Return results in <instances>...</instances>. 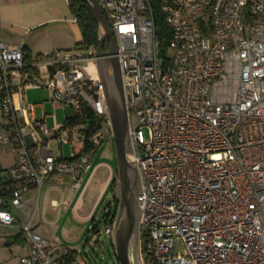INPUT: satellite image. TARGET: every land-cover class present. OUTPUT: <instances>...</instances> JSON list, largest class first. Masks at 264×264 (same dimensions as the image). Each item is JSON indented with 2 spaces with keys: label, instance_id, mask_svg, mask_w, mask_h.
<instances>
[{
  "label": "built area",
  "instance_id": "1",
  "mask_svg": "<svg viewBox=\"0 0 264 264\" xmlns=\"http://www.w3.org/2000/svg\"><path fill=\"white\" fill-rule=\"evenodd\" d=\"M98 3L115 41L128 121H137L129 133L141 182V264H264V0L165 2L166 61L147 0ZM96 59L92 47L25 61L22 46L0 41V151L12 160L0 169V228L25 240L21 264H87L35 231L26 195L36 202L53 176L77 192L101 133L85 150L86 127L48 130L23 92L44 87L54 105L74 104V115L86 107L108 126L97 74L87 72ZM49 135L57 158L46 149L51 138H40ZM11 210L24 214L21 224ZM112 224L99 231L89 218L87 230L110 237Z\"/></svg>",
  "mask_w": 264,
  "mask_h": 264
},
{
  "label": "crops",
  "instance_id": "2",
  "mask_svg": "<svg viewBox=\"0 0 264 264\" xmlns=\"http://www.w3.org/2000/svg\"><path fill=\"white\" fill-rule=\"evenodd\" d=\"M0 16V41L8 46H22L23 52L30 59L54 52L73 51L75 45L82 40L81 31L71 14L68 0H0ZM38 89H26L23 92V101L26 103L24 99L26 91ZM47 91L50 93L49 90ZM26 104L31 107L30 111L34 119L37 120L34 114V109L37 105ZM44 118L45 114L43 113L42 119L37 121L44 122ZM69 152L70 156V146ZM114 174V168L107 162L96 161L81 179L80 188L77 192L70 190L67 178L51 177L40 188L36 202L34 193L30 192L26 195L31 208L35 203L33 219L38 209L40 194L42 193L41 216L44 220V216L50 210L49 212L53 215L51 223L68 217L72 221H82L87 224L89 218H94V212L101 197L110 190L109 184ZM82 181L83 184L81 185ZM91 189L94 195L92 207L88 214L81 217L78 212L82 208L85 195ZM50 195H53V198H50ZM62 202L66 203V207L53 206V204ZM74 210L76 214H74Z\"/></svg>",
  "mask_w": 264,
  "mask_h": 264
},
{
  "label": "rangeland",
  "instance_id": "3",
  "mask_svg": "<svg viewBox=\"0 0 264 264\" xmlns=\"http://www.w3.org/2000/svg\"><path fill=\"white\" fill-rule=\"evenodd\" d=\"M171 53V51H169ZM51 93L45 88L38 90H29L24 94L26 103L30 105H37L34 109L35 118L42 119L45 114L44 122L46 128L51 130L56 124H63L65 119L72 117V110L69 105H62L55 107L54 103L50 101ZM130 126L137 125L134 116L129 117ZM77 127H87L84 123L77 124ZM102 143L97 148L93 155L90 164L96 161L107 162L112 168L115 167L113 141L110 127L105 123L102 124L101 130ZM143 137L147 139V131L142 130ZM46 149L50 151L54 158L59 155L58 146L55 139L48 140ZM63 157L68 158L69 146L63 145ZM11 164V155L8 151H0V169L6 170ZM83 184V181L81 185ZM116 186V185H115ZM115 189V187H114ZM114 189L108 190L104 196L101 197L100 202L94 212V220L98 222V230L103 227V218L107 213L113 214L115 212V205L113 202ZM92 189L85 195L82 203V208L78 212L79 216H85L90 212L93 201ZM53 198V195H50ZM42 193L38 203V209L33 219V227L38 234L48 240L51 244L60 245L70 251L83 254L87 264H118L114 251L112 248L111 236H99L88 232L87 224L82 221H72L70 218L60 219L57 222L51 223L53 215L46 213L45 220L41 216ZM31 212V210L29 211ZM11 214L17 219L18 224H21L24 214L19 210H11ZM85 241L87 243L85 244ZM27 253V244L21 235L13 228H0V264H21L20 259Z\"/></svg>",
  "mask_w": 264,
  "mask_h": 264
},
{
  "label": "water",
  "instance_id": "4",
  "mask_svg": "<svg viewBox=\"0 0 264 264\" xmlns=\"http://www.w3.org/2000/svg\"><path fill=\"white\" fill-rule=\"evenodd\" d=\"M87 1L98 34L95 48L97 59L94 65L102 87L103 104L113 141L116 178L113 197L116 199V209L111 244L118 264H141L139 254L141 182L131 145L120 64L114 56L115 47L108 43L111 33L98 0ZM71 108L76 112L74 104ZM51 137L52 135L40 136L42 140ZM5 177L6 174L1 176Z\"/></svg>",
  "mask_w": 264,
  "mask_h": 264
},
{
  "label": "trees",
  "instance_id": "5",
  "mask_svg": "<svg viewBox=\"0 0 264 264\" xmlns=\"http://www.w3.org/2000/svg\"><path fill=\"white\" fill-rule=\"evenodd\" d=\"M169 0H147L148 8L151 12L154 28L158 32V49L159 56L163 61L167 60L168 56V43L171 39V31L169 27L164 22V15L162 12V6L165 2ZM69 8L73 18L75 19L80 31L82 40L80 43L75 45L74 50H85L97 46V31L96 24L88 4L87 0H68ZM23 57L25 61H29L30 57L23 52ZM40 57V56H38ZM37 58V57H36ZM31 79H34V76H29ZM85 123L86 127V143L85 150L89 148L88 139L91 138L94 134L101 130L102 124L105 123L104 118L96 116L88 108L82 107L80 114H73L72 117L65 119L64 126H75L77 124ZM116 185L115 174L113 175L109 189H114ZM113 202L116 207V199L113 197ZM115 213V212H114ZM114 213H107L103 218L104 226L107 223H111L114 219ZM92 219H94L92 217ZM98 224V222H97ZM87 241H85V244Z\"/></svg>",
  "mask_w": 264,
  "mask_h": 264
},
{
  "label": "bare ground",
  "instance_id": "6",
  "mask_svg": "<svg viewBox=\"0 0 264 264\" xmlns=\"http://www.w3.org/2000/svg\"><path fill=\"white\" fill-rule=\"evenodd\" d=\"M87 72H88V74L90 75V77H91L92 79H95V78H96V70H95V68H94V66H93L92 64H90V65L88 66V68H87Z\"/></svg>",
  "mask_w": 264,
  "mask_h": 264
},
{
  "label": "flooded vegetation",
  "instance_id": "7",
  "mask_svg": "<svg viewBox=\"0 0 264 264\" xmlns=\"http://www.w3.org/2000/svg\"><path fill=\"white\" fill-rule=\"evenodd\" d=\"M108 43L110 44V45H112V47L114 48L115 47V41H114V39H113V37H112V35L110 34V37L108 38ZM109 46V45H108ZM110 47V46H109Z\"/></svg>",
  "mask_w": 264,
  "mask_h": 264
}]
</instances>
